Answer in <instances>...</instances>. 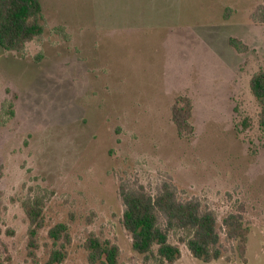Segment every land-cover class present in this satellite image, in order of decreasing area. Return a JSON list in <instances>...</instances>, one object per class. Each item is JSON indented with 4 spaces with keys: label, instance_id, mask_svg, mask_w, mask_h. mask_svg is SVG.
Wrapping results in <instances>:
<instances>
[{
    "label": "rangeland",
    "instance_id": "rangeland-1",
    "mask_svg": "<svg viewBox=\"0 0 264 264\" xmlns=\"http://www.w3.org/2000/svg\"><path fill=\"white\" fill-rule=\"evenodd\" d=\"M44 33L23 51L0 46V264H92L91 234L119 245L122 264H144L122 223L120 185L198 198L219 222L242 207L246 258H196L180 232L178 264H264V132L250 79L264 68V0H42ZM240 41L243 49L230 43ZM193 101L192 135L179 136L171 108ZM43 199L35 256L22 206ZM229 257V258H228Z\"/></svg>",
    "mask_w": 264,
    "mask_h": 264
},
{
    "label": "trees",
    "instance_id": "trees-1",
    "mask_svg": "<svg viewBox=\"0 0 264 264\" xmlns=\"http://www.w3.org/2000/svg\"><path fill=\"white\" fill-rule=\"evenodd\" d=\"M252 19L264 23V5L252 13ZM42 0H0V46L6 50L23 51L26 44L40 37L45 31ZM230 43L243 49L240 41ZM250 89L260 103L259 124L264 132V68L250 79ZM193 101L189 96L176 97L172 108V121L179 136L193 134ZM125 208L122 223L132 237V248L143 255L144 264H178L181 256L179 244L171 241V234L179 231V241L185 243L198 259L210 262L227 252L226 239L232 243L242 261L246 262L249 226L245 223L242 207L232 209L219 222L214 210L204 207L198 198L183 200L178 197L172 182L165 181L152 193L143 185H120ZM44 201L39 197L22 200L29 221L28 248L31 256L39 247L38 234L45 226ZM49 236L61 243L54 248L44 264H59L66 255L65 245L71 237L68 225L60 222L50 228ZM88 261L92 264H122L118 244L91 234L86 242ZM229 258V257H228Z\"/></svg>",
    "mask_w": 264,
    "mask_h": 264
}]
</instances>
